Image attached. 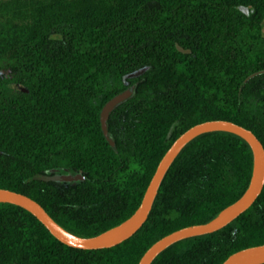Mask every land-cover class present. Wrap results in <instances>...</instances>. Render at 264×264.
Instances as JSON below:
<instances>
[{
  "label": "trees",
  "instance_id": "1",
  "mask_svg": "<svg viewBox=\"0 0 264 264\" xmlns=\"http://www.w3.org/2000/svg\"><path fill=\"white\" fill-rule=\"evenodd\" d=\"M263 68L264 0H0V187L98 235L136 211L162 157L194 124L230 119L264 143V72L246 80ZM133 83L110 115L114 147L101 111ZM253 168L241 135L200 134L170 167L144 225L102 248L65 243L27 208L0 202V264H138L164 235L237 200ZM69 172L82 177H55ZM261 243L264 189L232 222L175 242L152 264H222Z\"/></svg>",
  "mask_w": 264,
  "mask_h": 264
},
{
  "label": "water",
  "instance_id": "2",
  "mask_svg": "<svg viewBox=\"0 0 264 264\" xmlns=\"http://www.w3.org/2000/svg\"><path fill=\"white\" fill-rule=\"evenodd\" d=\"M246 10L247 7H244ZM178 47L191 52L178 43ZM149 66L141 67L128 73L125 77H135L144 73ZM264 72V68L250 74L246 80L254 75ZM29 90L28 87L22 86ZM137 89V83H133L111 97L103 106L101 121L104 132L114 147L117 142L110 133V115L115 107L131 98ZM214 130H227L244 137L252 146L254 152V168L250 184L246 191L234 202L223 208L215 217L206 222L190 224L176 229L153 243L144 253L138 264H152L156 257L175 242L219 230L232 222L240 214L246 211L259 197L264 189V143L251 128L230 119L216 118L194 124L184 131L167 150L162 157L156 172L145 192L143 200L136 211L127 219L116 226L94 236L78 234L61 224L48 209L34 197L10 188L0 187V202H12L19 204L33 212L44 224L63 242L81 248H102L116 245L135 234L148 219L162 182L170 167L194 138L205 132ZM60 179H78L81 174L62 173L55 175ZM264 263V243L248 246L232 253L222 264H261Z\"/></svg>",
  "mask_w": 264,
  "mask_h": 264
}]
</instances>
